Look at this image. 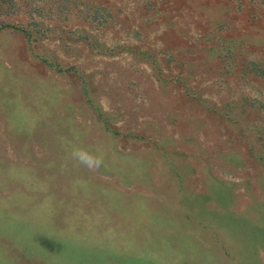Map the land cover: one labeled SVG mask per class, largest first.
I'll return each mask as SVG.
<instances>
[{
  "label": "rangeland",
  "instance_id": "rangeland-1",
  "mask_svg": "<svg viewBox=\"0 0 264 264\" xmlns=\"http://www.w3.org/2000/svg\"><path fill=\"white\" fill-rule=\"evenodd\" d=\"M0 264H264V0H0Z\"/></svg>",
  "mask_w": 264,
  "mask_h": 264
},
{
  "label": "clouds",
  "instance_id": "clouds-1",
  "mask_svg": "<svg viewBox=\"0 0 264 264\" xmlns=\"http://www.w3.org/2000/svg\"><path fill=\"white\" fill-rule=\"evenodd\" d=\"M72 155L80 164L89 169L99 168L103 162L101 158L86 148H77Z\"/></svg>",
  "mask_w": 264,
  "mask_h": 264
}]
</instances>
